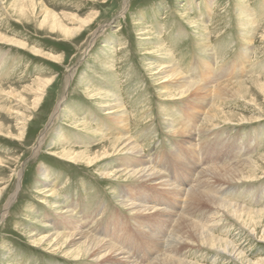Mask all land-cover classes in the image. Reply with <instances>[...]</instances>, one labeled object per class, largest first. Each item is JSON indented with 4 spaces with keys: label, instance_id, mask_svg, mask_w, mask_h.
<instances>
[{
    "label": "rangeland",
    "instance_id": "374dc122",
    "mask_svg": "<svg viewBox=\"0 0 264 264\" xmlns=\"http://www.w3.org/2000/svg\"><path fill=\"white\" fill-rule=\"evenodd\" d=\"M39 1L50 11L91 18L92 22L85 33L65 38L60 31L19 15L11 0H0V33L22 44L0 41V85L24 92L38 78L51 80L34 111L0 94V157L5 161L0 166V264L119 263L115 258L105 263L73 261L32 244L29 234L37 232V237H43L62 222L103 240L132 264H154L165 256L195 264H251L264 259V218L254 232L250 225L219 216L214 206L191 204L188 195L198 189L252 211L264 209V171L255 180L231 184L206 171L264 157V94L254 88L250 99L229 97L217 102L212 89V98L206 101L204 93L172 101L164 95L176 87L159 84L151 71L152 66L167 63L166 55L156 52L157 45L197 85L244 88L263 81L264 0ZM63 24L77 27L69 19ZM87 90L115 93L126 112L128 136L141 149L142 164L133 165L132 156L119 155L89 167L54 155L70 144L77 151L85 150L84 145L96 150L123 134L114 129L111 118ZM60 103L61 116L53 119ZM215 105L254 120L210 130L205 120ZM14 111L32 119L26 129L18 124ZM85 122L98 135L78 126ZM173 129L193 134L181 137ZM43 137L41 151L35 153ZM140 168L156 171L163 179L109 176ZM19 183L18 198L6 213L8 199ZM48 185L46 189L56 192V198L49 197L52 192H42ZM145 208L149 209L146 213L138 211ZM182 216L209 225V233L234 243L243 259L199 244L174 247L171 239ZM61 227L59 232L72 231Z\"/></svg>",
    "mask_w": 264,
    "mask_h": 264
},
{
    "label": "bare ground",
    "instance_id": "6f19581e",
    "mask_svg": "<svg viewBox=\"0 0 264 264\" xmlns=\"http://www.w3.org/2000/svg\"><path fill=\"white\" fill-rule=\"evenodd\" d=\"M11 1H12L11 2L12 7L15 8L17 12L19 10V15H22L26 19H33L35 22H40L41 27L42 26L49 27L53 31L58 30L60 31L62 36L65 38H73V37L78 36L92 22L91 18H80L78 16L71 15L66 12L56 13V12L50 11L44 8L43 4L39 0H11ZM39 6H40V10L38 9ZM68 19L71 21H75V23L77 24V27H74V28L66 27L63 23L65 20H68ZM141 34L145 35L147 33L146 31L145 32L142 31ZM96 35H98V31ZM147 39H150V38L147 37ZM0 41L12 42L14 44H19V45L21 44L18 41L6 38L1 33H0ZM155 49H156V52L164 54V57L166 55L165 59H167V63L159 65L157 67L152 66L151 71H152L153 77H155V80H157L159 84L167 85L171 83L173 86L176 87L172 92H168L167 95H164V97L166 96L167 98L172 99V101L181 100L184 98L190 99L191 97L195 98V96H197L200 93H204L203 100L206 101L208 97L209 99L212 98L211 97L213 95L211 92L212 89H214L215 91L214 98L217 100V102H220V101L224 102L229 97L250 99L251 96H254L253 95L254 88H257L258 91H261L264 94V80L256 81L253 86H250V87L247 86L244 88L241 85L240 86H230L229 84H221L220 86L213 88L210 86L205 87V86L192 83L181 72H179L173 64H171L172 61L170 60V57H168V55L164 53L165 50L163 49V47L160 48L156 45ZM36 52L38 53V55L41 53L40 51H36ZM50 83H51L50 79L46 80L43 78H38L33 84H31L30 87L24 88L23 89L24 92H18L16 88L11 87V86L6 87V89H9L8 91L5 89L4 85H0V94L2 95L5 94V95H8L9 97H12L13 99H16V101H18V103L21 104L22 106L24 105L27 108L31 109V111H34L36 108H38V106L42 102L43 96L46 92V88ZM163 90H165V88ZM88 92L89 94L91 93L90 96L92 97V99H94L97 102V104L103 108L105 115L111 118V122H113L112 124H113L114 129L123 131V134L113 141L105 142L103 143V145L101 144L102 146L97 148L96 150H94L95 147L93 149L91 145H87V146L84 145L82 147L86 148L85 150L77 151L74 149V147L71 144L69 145L68 143L69 146L65 147L64 149L61 148L62 150L57 152V154L55 153L54 155L58 156L61 159H65L66 161L70 163L87 164L89 167H95V165L101 163L102 161L115 157V156H119V155L132 156L130 159L132 162L130 161L129 162L133 163V165L142 164L144 157L141 153V149L138 145H136L133 142L131 137H129L130 136L128 132L129 125L126 120V112L123 109L124 107L123 104H121L119 100L115 99L116 97L115 93L105 94V92L104 93H99V92L92 93L93 91L92 92L88 91ZM252 100L254 101V98L251 99V102L254 103ZM61 103L56 108L52 116L53 119L56 118L58 115H60ZM14 112L15 114H18L17 116L19 118L16 120L18 124L22 125V128L24 125V128L26 129L27 122L28 121L31 122L32 119L28 118L29 115H26V113L23 115L20 112H16V111ZM259 118L261 117H258L257 120ZM2 119L3 117L0 116V126L2 125L1 124ZM252 120H254V118L248 119L245 116H239L238 114H235V113H228V111H226L225 109L220 108L217 105H215V106L210 107L207 118L205 120V125L209 127L210 130H213L217 127H220L221 124L231 125V123H242V122H249ZM84 121H87V120H84ZM78 126H82V128L85 131L92 129V125L87 122L83 124L80 123V125ZM80 128H79V131H80ZM92 131L90 132V134L92 133ZM179 132L181 133V137L183 135H187L188 137V135L191 136L193 134L192 132L190 131L187 132V130H183V129L174 130V133L179 134ZM97 133H98V130L93 131V134H97ZM9 135H11V132ZM20 137H23L22 132L20 134ZM15 140L21 141V138H18V139L16 138ZM43 140H44V137L39 140L38 144L35 147V153L39 152V150L41 149ZM102 140L104 141V139ZM3 163H5V161L2 159V157H0V166H2ZM126 170L122 169V171L120 172H116V173L112 172V174H109V176L118 175L119 179L121 178H126L129 180H141L142 179L144 181H148V180L156 181L159 179L160 180L163 179V176L161 174H159L156 171H151L147 168H140V169H136L135 171H128V170L126 171ZM206 171L207 173L212 174V176L215 177L216 179L222 180L224 182H229L230 184L234 182L239 183L242 181L249 182L251 180L257 179L259 177L260 171H264V157L258 158V159H249L247 161H244V163H241L240 165H236L232 167H227V168L222 167V168H216V169L210 168ZM43 175L47 177L46 172H44ZM20 183L17 188V191L8 199V202L5 206L6 213L11 209L13 203L18 198V193L20 191ZM163 183L165 182L163 181ZM46 187H49V185L45 186V188L42 191L43 193L52 192L51 189H46ZM1 194H2V189H0V201H1ZM56 194H57L56 192H52L51 194H48V195L49 197L56 198L57 196ZM188 195L190 196L191 204L195 205V204H199L200 202L201 203L203 202L208 205H211V207L214 206L216 207L217 210H219L218 212L219 216L223 215L224 217V215H227L228 218L234 219L235 221L239 223L250 225L251 227L254 228L253 229L254 232L257 231V227L262 225V219L264 218V209L259 210V211H252L250 209H246L241 206H237V205H233V204H229L227 202L221 201L217 199L215 196L209 193L200 191L198 189L190 190ZM130 208L136 209L138 208V206L137 207L132 206ZM148 210H149L148 208H145V209H141L138 211L141 213H146ZM68 212L70 213V211ZM69 217L70 218L72 217V213H71V216ZM62 224L61 225H59V223L54 224L51 230L52 233L45 235L43 237H37L38 236V234H36L37 232L36 233L33 232L32 235L29 234L33 242L32 244L39 245V246H46V248L48 247L47 251H51L53 253H58V254H63L66 257H71L74 259L73 261H83V260L86 261L89 259H94L97 262L105 263L106 259L107 261H109L110 258L111 259L115 258L118 260L119 262L118 264H127V263L132 264V262H130V260L127 259L123 255L122 252L110 246L109 244L103 242V240L101 241L99 239L94 238L93 236L87 234L84 230H79V228L76 226L75 227L69 226V222H62ZM60 226H62L61 228L65 227L63 228L64 230L67 228L69 230L71 228L72 230L71 233L66 234V233L59 232L61 230L58 231L57 228ZM208 226L206 224L195 223L191 221L190 219L182 216L178 220L177 225L175 226L176 228H175L174 236L171 239V242L174 243L173 244L174 247H177L178 245L180 246V244H189V245L199 244L200 246L206 247L219 254L234 255L236 258L243 259V254L238 250V248L235 246L234 243L228 240H225V239H220L218 237H215L214 235H211L209 233L210 230H208L209 228ZM263 238H264V232H263ZM154 264H195V263H191L186 260L176 259L173 256H165L161 259H158ZM251 264H264V259L258 260L257 262H254Z\"/></svg>",
    "mask_w": 264,
    "mask_h": 264
}]
</instances>
